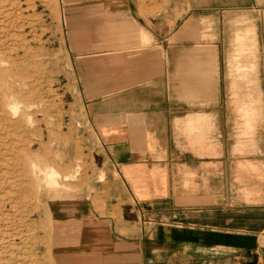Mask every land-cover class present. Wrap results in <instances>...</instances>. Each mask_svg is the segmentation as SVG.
<instances>
[{
    "label": "crops",
    "instance_id": "obj_1",
    "mask_svg": "<svg viewBox=\"0 0 264 264\" xmlns=\"http://www.w3.org/2000/svg\"><path fill=\"white\" fill-rule=\"evenodd\" d=\"M59 2L88 169L78 201L51 211L38 264H264V183L251 199L236 183L249 163L264 172V121L258 153L236 159L219 45L199 46L206 16L264 27V0ZM192 129L215 141L179 139Z\"/></svg>",
    "mask_w": 264,
    "mask_h": 264
},
{
    "label": "rangeland",
    "instance_id": "obj_2",
    "mask_svg": "<svg viewBox=\"0 0 264 264\" xmlns=\"http://www.w3.org/2000/svg\"><path fill=\"white\" fill-rule=\"evenodd\" d=\"M237 14L200 19L199 46L219 45L218 102L234 111V153L242 159L258 153L263 135L264 27L263 19L256 25L253 17ZM66 45L59 0H0V264H38L49 247L51 211L77 202L84 185L83 110L74 97ZM211 133L192 129L178 135L215 141ZM212 147L185 148L211 157ZM247 168L250 177L236 183L251 180L245 195L251 199L259 196L264 172L253 163Z\"/></svg>",
    "mask_w": 264,
    "mask_h": 264
},
{
    "label": "bare ground",
    "instance_id": "obj_3",
    "mask_svg": "<svg viewBox=\"0 0 264 264\" xmlns=\"http://www.w3.org/2000/svg\"><path fill=\"white\" fill-rule=\"evenodd\" d=\"M64 194V193H63ZM57 195V194H56ZM55 198V197H54Z\"/></svg>",
    "mask_w": 264,
    "mask_h": 264
}]
</instances>
